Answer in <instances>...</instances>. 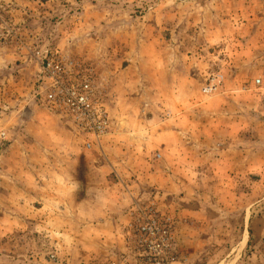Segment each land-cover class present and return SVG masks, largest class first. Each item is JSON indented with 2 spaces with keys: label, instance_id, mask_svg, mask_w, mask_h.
Returning a JSON list of instances; mask_svg holds the SVG:
<instances>
[{
  "label": "rangeland",
  "instance_id": "rangeland-1",
  "mask_svg": "<svg viewBox=\"0 0 264 264\" xmlns=\"http://www.w3.org/2000/svg\"><path fill=\"white\" fill-rule=\"evenodd\" d=\"M54 49L95 72L110 130L89 150L36 97ZM1 132L0 264L133 262L124 233L144 205L174 221L180 264H264V0H0ZM79 150L131 188L121 250L89 256L82 207L46 194L36 222V182L68 192L51 172Z\"/></svg>",
  "mask_w": 264,
  "mask_h": 264
},
{
  "label": "built area",
  "instance_id": "built-area-1",
  "mask_svg": "<svg viewBox=\"0 0 264 264\" xmlns=\"http://www.w3.org/2000/svg\"><path fill=\"white\" fill-rule=\"evenodd\" d=\"M36 97L50 114L70 122L85 137L84 148L109 134L110 120L98 94L95 72L81 60H69L56 49L40 58ZM216 86L203 89L212 94ZM5 141V133H0ZM175 223L153 205L135 206L129 213L125 243L133 262L125 264H180L175 251ZM109 264H117L110 262Z\"/></svg>",
  "mask_w": 264,
  "mask_h": 264
},
{
  "label": "crops",
  "instance_id": "crops-1",
  "mask_svg": "<svg viewBox=\"0 0 264 264\" xmlns=\"http://www.w3.org/2000/svg\"><path fill=\"white\" fill-rule=\"evenodd\" d=\"M82 154L85 153L81 150L75 152V157L78 159L74 158L63 162L62 166H58L61 167L59 168L61 171L51 172L53 175L51 187L58 190L60 188H68V192L53 191V194L49 195L47 190H45L47 184L43 180L36 182V200L40 202V207L37 208L36 222L44 220L45 206L43 198L44 194H46V198L51 196L54 209H60L61 206H65L70 211L68 215L72 213V206L76 205L77 211L82 207L83 214L82 216L78 214L77 217L78 219L82 217L84 223V236L87 237L91 246L89 256L96 254V246H99L106 253L121 250L122 241L119 236V228L120 225L126 222L124 213L126 209L122 214L123 207L121 208V203H123V200H126V203H130L128 198L133 195L132 191H130L131 188L127 185L121 187L119 184H108L106 175L113 174L118 180L120 177L118 169L113 167V165L102 164L100 161L93 165L91 160L85 157L88 154L83 156L86 159L83 158L84 160L80 162L82 158L78 155ZM99 155L106 157L103 151L99 152ZM56 156L63 157L60 151L57 152ZM94 156H97V154H94ZM105 168L108 170H105ZM98 171H104V173L100 174ZM105 186H111V188L105 191ZM121 188L123 191H120ZM59 230L62 229L59 228Z\"/></svg>",
  "mask_w": 264,
  "mask_h": 264
}]
</instances>
